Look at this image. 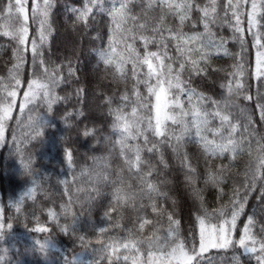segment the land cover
<instances>
[{
  "label": "trees",
  "instance_id": "trees-1",
  "mask_svg": "<svg viewBox=\"0 0 264 264\" xmlns=\"http://www.w3.org/2000/svg\"><path fill=\"white\" fill-rule=\"evenodd\" d=\"M7 2L0 0V102L6 91L13 90L15 82L11 77L16 75L13 66L17 64L22 80L19 93L30 80H39L44 85L56 79L61 82L48 89L53 96L60 97L51 111L40 98L23 112L19 110V102L13 108L14 119L9 122L6 132L7 143L0 145L3 230H20L40 240L50 237V241L63 250L66 260H70L78 251L82 235L92 242L100 238L96 223L99 210L105 202L114 200V214L121 217L124 225L132 226L136 206L146 204L165 210L179 220L180 224L176 226L179 235L197 245L196 216H205L206 222L218 223L221 217L217 210L222 208L229 216L233 192L239 189L242 198L246 192L247 201L234 238H239L249 216L253 217L252 234L258 239L264 237L261 232L264 226V180L257 179L252 187H248L252 183L250 168L256 166L257 141L264 137V122L256 108L257 94L264 95V80L255 74L257 49L253 47L252 35L264 32L262 0H256L258 7L254 18L258 24L252 28L248 26L247 14L253 11V0H240L239 11L243 13L240 17L243 31L240 33L233 27L235 9H228L225 19L228 0H191L194 6L190 12L172 6L184 0H98L95 4L91 0H50L52 6L47 18L40 14L44 0H28V24L27 15L26 18L22 16L23 3L9 8ZM33 2L39 6L34 20ZM122 2L127 3L130 10L117 29L109 13ZM236 2L232 0L233 4ZM85 5L92 11L87 21H77ZM205 7L209 10V19L215 20L210 25L211 35L206 33L201 19L203 12L200 9ZM213 7L215 12H212ZM185 13L189 19L182 23L180 16ZM27 27L26 44L18 49L19 39L11 36L27 35ZM194 33L201 34L200 40L185 43L187 36ZM33 39L42 54L35 61L31 52ZM144 42L149 44L147 48ZM201 46L212 55L207 64L201 61L200 67L205 73L197 75L191 68L192 61L199 59V53L188 48ZM225 50L228 55H224ZM107 56H110L108 65L103 62ZM19 57H23V62ZM237 61L242 64L244 73V87L240 91L227 86L229 81L235 85L236 81L229 73L237 71L234 67ZM181 80L185 88L183 93L175 87ZM157 86H169L172 97L180 96L184 109L189 112L187 89L210 98L208 103L202 102L203 112L220 111L228 115L237 125L234 138L237 141L246 138L252 155L248 153V144L236 154L212 155L211 148L205 153L203 141L191 123V115L184 117L179 108H167L163 134H158L147 125L152 121ZM247 95L253 99H244ZM211 101H216L219 108ZM207 119L201 135L224 144L228 139V125L221 126V121L212 115ZM249 120L252 121L250 125ZM124 122H129L136 133V165L130 172L124 171L125 175L120 174V181L128 184L123 186L121 194L114 192L119 181V175L115 174L110 181L90 187L85 199L81 195L83 211L80 214L69 220L58 218L60 225L69 226L68 233H62L56 222L49 220L47 210L59 209L71 187L72 171L89 157L105 151ZM245 128H248L247 132ZM12 129L21 142L20 153L12 141ZM86 129H92L87 137L83 135ZM216 129L219 131L214 135ZM37 131L41 133L39 136H36ZM68 151L71 152V166ZM22 156L28 164L27 169L21 164ZM256 175L259 176V171ZM30 189L31 196L27 195ZM36 217L41 225L50 229L49 233L32 231L37 227ZM100 264L109 262L101 260ZM111 264L121 263L112 261ZM200 264L257 262L254 255L244 253L234 245L227 250L210 249L202 255Z\"/></svg>",
  "mask_w": 264,
  "mask_h": 264
},
{
  "label": "snow or ice",
  "instance_id": "snow-or-ice-1",
  "mask_svg": "<svg viewBox=\"0 0 264 264\" xmlns=\"http://www.w3.org/2000/svg\"><path fill=\"white\" fill-rule=\"evenodd\" d=\"M23 3L25 13L27 15V24L29 21L28 11L26 8V4L28 3V0H8L6 6L12 7L14 4ZM93 4L97 3L98 0H91ZM157 2H160V0H157ZM214 2V0H213ZM50 0H44V8L41 11V15L45 18L49 15V10L51 8ZM173 7H178L180 11H183L185 8L187 9V12H190L193 8V3L191 0H184L183 3L180 4H173ZM261 6H264V0H262ZM257 3L256 0H253L251 4L252 12L248 13V19L247 23L249 28H252L258 24V21L254 18L255 12L257 10ZM240 0H237L236 4L232 3V0H228V4L225 8V19L227 20V10L228 9H235L232 13L235 19V23L233 25L235 32L240 33L243 31L241 28V16L243 13H240ZM39 10V6L33 2L32 5V13L34 14L32 19L34 20L35 13ZM130 8L128 7L127 3H120L119 7H113L110 11V15L112 16L113 20L115 21L116 28L118 29L120 27V21L127 17L129 13ZM203 12L202 20L204 21V27L206 33L211 35L210 31V25L212 23H215V20L209 19V10L207 7L200 9ZM92 11L90 7L85 5L84 11L80 12V14L77 16V21H87L88 14ZM215 7L212 8V12H215ZM186 12V13H187ZM184 14L180 16V20L183 23L185 20L189 19V16L187 14ZM228 23H231L228 21ZM27 35L23 37H12V39H19L18 49L20 46H24L26 44V41L28 39V33L29 28H26ZM5 35V33H3ZM184 35V34H183ZM253 35V47L257 49L255 53V74L257 75L258 79L264 80V32H254ZM201 38V34H192L190 36H187V40L185 43L189 42H198ZM44 36L43 32H41V42H43ZM115 43V41H113ZM222 43V42H221ZM149 44L147 42H144V47L147 48ZM114 47L110 49L112 52ZM189 51H195L199 53V59L192 61V68L191 71L196 73L197 75L201 73H205L204 69L200 67L201 61H203V64H207L210 59L212 53L210 51L205 50V46L201 47H195V48H188ZM31 52L33 54V60L35 61L37 56H41L42 54L38 51L36 40H32V46H31ZM158 55V53H157ZM224 55H228L227 50H225ZM110 56H107L104 59V63L108 65V59ZM21 62H23V57H19ZM235 59V58H234ZM243 59V56L241 54V60ZM41 64L44 63V61L41 59ZM183 68V66H181ZM234 67L237 69V71H233L229 73V76H231L232 80H235V85L233 86V83L229 81L228 87L229 89L235 88V90L240 91L243 89V66L242 64L237 61L234 65ZM46 68V67H45ZM19 65H14L13 70L16 71V75L12 76L11 79L14 80L13 90L6 91V95L3 98V102H0V145H4L7 143L6 140V132L9 130L10 127V121L14 119L13 116V108L15 107L17 100V90L20 89V85L22 84V80L19 78ZM71 71V70H70ZM239 77V79H237ZM60 79L53 80L51 84L44 85L39 80H30L27 84V89L22 90L23 91V99L19 102V110L23 112L25 108L31 104L33 101L37 100L38 98L42 99L46 102L47 108L49 111L52 109V105L60 99L59 96H53L48 89L52 86H57L60 83ZM183 81L181 80L179 83L175 85V87L178 89L179 93L185 92V88L182 86ZM223 87V85H222ZM188 92V103L191 106V111H187L183 107V103L180 99V96L178 98H171L172 103L169 105V108H179L184 117H187L191 115L192 117V125L193 128L196 130V135L200 137V139L203 141V147L205 153L209 151V148L212 149V155H220L223 156L226 153H232L236 154L238 152H242L244 150L243 145L248 144V153L249 155H252V148L250 145V142L246 138H242L239 141H237L234 138V134L237 131V125L233 124L229 120L228 115L222 114L220 111H215L211 114L205 113L202 110V102L204 104L209 102L208 97L203 96L202 94H198L195 92L194 89H187ZM195 97V103H193V98ZM123 99V98H122ZM244 99L251 101L253 98L251 95H247L244 97ZM213 104L217 105V108H219V105L216 101H211ZM256 108L259 110L260 120L264 122V95L257 94L256 97ZM83 115V113H81ZM212 115L216 118H218L221 121V126H224L225 124L228 125L229 131H228V139L224 144H219L215 140H208L206 137L201 135V132L204 128V126L208 123V116ZM203 117V118H202ZM252 123L251 120H249V125ZM42 126V125H41ZM12 141L14 142L17 152H21L20 147V140L15 135V130L12 129ZM219 129L213 130V134L215 135L216 132H218ZM245 132L248 131V128L244 129ZM92 132V129H86L83 132V135L85 137L89 136ZM41 133L39 131L36 132V136H39ZM160 135L163 134V126L161 127V131L158 133ZM264 137H261L259 141H257V157H256V166L255 168H250V171L252 172V183L248 185V187H252L257 179L264 180ZM68 162L69 166H71V152H67ZM21 164L24 168H28V164L24 163L23 156L21 157ZM190 168V167H189ZM191 170V169H190ZM193 171V170H192ZM257 171H259V176L256 175ZM220 192L222 193L223 190L220 189ZM27 195L31 196L32 191L31 189L28 191ZM234 199L232 200V211L230 218L226 217V214L224 210L218 209L219 215L221 217L220 221L218 223H212L210 220L206 222L205 216L197 215L196 220L198 221V248L199 251H197V245L193 244L191 249L187 247L185 242L179 238V236L176 233V229L173 227L179 226L180 221L174 219V217L169 214L167 219L169 221V228L167 230V238L166 240L170 239L171 243L169 244V247L171 248L170 251H168L166 254H162L159 257H156L153 255V253L150 251L148 254V264H200V259L202 255L207 252L209 249H220V250H227L231 249L234 245L239 246L241 249H243L244 253L254 255L257 264H264V237L257 238L254 236L251 232V227L253 225V217L249 216L247 221L244 223L243 228L240 230V236L239 239L236 240L235 233L237 231V225H238V219L239 217L244 213L245 207H246V201H247V194L245 192V195L243 198L241 197L240 190L236 189L233 192ZM17 211H19V205L16 206ZM111 210V209H110ZM61 211L65 214H72L73 216L75 213L71 212V205L69 204H62L61 205ZM158 210L156 208H153V212L156 213ZM47 215L49 220L55 221L56 226L60 229L62 233L67 234L69 231L68 225H60L58 221V214L53 209L47 210ZM108 213H105V216H107ZM221 222L223 223V227H221ZM36 223L37 227L33 228L32 231H35L37 233H49L50 229L48 227H45L40 224L39 217H36ZM152 221L149 219H141L139 222V231L143 232L146 229V226L152 225ZM119 225H117L118 227ZM4 227V224L2 223V210H0V229ZM7 227L10 229L12 225L9 223ZM100 234L103 235L107 229L100 228ZM261 232L264 233V226L261 227ZM131 235V230L129 232ZM191 234V233H190ZM2 235H0V239H2ZM85 236L80 237V241L82 244L85 242ZM159 238L156 236L155 231H153L152 235L147 237V243L149 244V247L151 248L154 241L158 240ZM50 243V237H46L43 241L40 239H35L33 241V245L35 246L33 248L34 251H39L41 253H46L47 248ZM89 244L91 241L88 242ZM97 244H104V242L100 239H97ZM137 242H129L123 244L124 248H130V247H136ZM251 244V247L249 246ZM259 245L257 248L256 245ZM87 247V245H84ZM110 249V251H108ZM95 253H97L98 258L94 259L92 261L87 262V264H100V260L107 258L109 260V264H111L113 256L116 254L117 249L115 247V242L111 244H107L105 247L93 249ZM105 253L107 255L105 256ZM3 257H0V260H2ZM116 259H119V256L116 255ZM125 260L128 259L127 256L124 257ZM65 264H76V256L74 255L70 260H65ZM133 264H138V261L134 260Z\"/></svg>",
  "mask_w": 264,
  "mask_h": 264
},
{
  "label": "rangeland",
  "instance_id": "rangeland-1",
  "mask_svg": "<svg viewBox=\"0 0 264 264\" xmlns=\"http://www.w3.org/2000/svg\"><path fill=\"white\" fill-rule=\"evenodd\" d=\"M22 16L23 18H26L24 9H22ZM23 35L25 36L26 34L24 33ZM26 89L27 85L24 90ZM168 90L169 86H157L154 89L152 121L147 125L154 128V130L158 132L161 131V127L167 118V108H169L172 101L171 98H173V93ZM18 93L19 92H17L16 100H18L17 102H20L23 99V91L19 94ZM135 139L136 133L132 125L129 122H124L115 135L114 141L105 151L89 157L83 165L72 171V177L70 179L71 187L66 192L65 198L60 203L59 209H55V212L58 214V218L61 217V219L64 220L75 218L78 213L80 214L83 211L81 208V195L83 196V199H85V193L90 187L93 188L96 184L110 181L112 177L116 176L115 174L119 175V181L117 187L114 189V192L119 191V194L122 193L124 190L123 186L127 185L128 182L120 181V174H123L124 171L130 172L135 167L137 162L134 145ZM131 184L132 183L129 182V185ZM69 203L71 205V212L75 213L74 216L72 214H65L61 211V205ZM114 204H116V201L114 200H108L105 202L101 210H99V215L96 219L98 226L97 232L100 236L98 239L102 240L104 244H97L96 242H92V240L87 239H85L84 244L79 241L80 245L78 247V251L75 253L76 263L86 264L89 261L97 259V253H95L93 249L105 247L107 244H111L113 242H115L117 252L113 256L112 261L121 264H133L134 260L138 261V264H148V254L150 251L154 256L159 257L171 250L169 247L171 240H166L167 230L169 228V221L167 219L169 213L167 211L158 210L154 213L151 206L148 207L146 204H138L135 208V215L132 222L133 224L132 226H129L124 225L121 217L114 214V210H116ZM2 207L3 204L0 202V210H2ZM105 213H108V215L105 216ZM230 215L231 213L226 217L230 218ZM141 219H149L153 222L152 225L146 226V229L143 232L139 231V222ZM117 225L119 226L117 227ZM173 227L176 229L175 225H173ZM221 227H223L222 222ZM100 228H105L107 231L101 235L99 231ZM130 230L131 235L129 234ZM153 231H155V234L159 239L154 241L150 248L146 241L147 237L152 235ZM176 233L179 238L185 242L187 247L191 249L193 246L191 241L188 242L182 238L177 229ZM0 235L3 237L0 239V257H3V259L0 260V264H65L66 258L64 257L63 250L51 241L46 253H41L33 250L35 247L33 245L35 238L23 231H6L0 229ZM89 241H91L90 244L88 243ZM137 241L138 243L136 244V247H130L127 249L123 247V244L125 243ZM84 245H87V247ZM249 246L251 247V244H249ZM108 251H110V249H108ZM197 251H199L198 242ZM106 255L107 253H105V256ZM116 255L119 256V259H116ZM125 256L128 257L127 260L124 259ZM101 260L109 262L107 258ZM157 264H159V262H157Z\"/></svg>",
  "mask_w": 264,
  "mask_h": 264
}]
</instances>
